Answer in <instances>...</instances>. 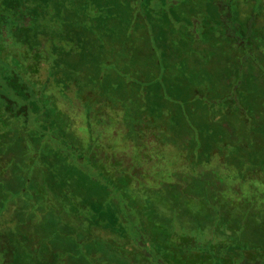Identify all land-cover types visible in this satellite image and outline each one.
I'll return each mask as SVG.
<instances>
[{
    "label": "rangeland",
    "instance_id": "374dc122",
    "mask_svg": "<svg viewBox=\"0 0 264 264\" xmlns=\"http://www.w3.org/2000/svg\"><path fill=\"white\" fill-rule=\"evenodd\" d=\"M24 1L35 15L0 8V264L264 259L263 0H233L237 19L228 0ZM72 8L96 26L66 32Z\"/></svg>",
    "mask_w": 264,
    "mask_h": 264
},
{
    "label": "trees",
    "instance_id": "16d2710c",
    "mask_svg": "<svg viewBox=\"0 0 264 264\" xmlns=\"http://www.w3.org/2000/svg\"><path fill=\"white\" fill-rule=\"evenodd\" d=\"M92 1V0H91ZM94 1V0H93ZM25 1L23 0V1H21V2H17V0H0V8H1V5H3L4 6V8H6V9H16V10H21V11H26V10H24V9H26V8H28V7H26V6H24L25 5ZM75 2H71L70 4H69V7H71L73 4H74ZM231 4H234V2H233V0H228V2H226L225 3V5H227V8H226V12H227V17H230L231 15H230V12H234V8H233V5L231 6ZM18 8H21V9H18ZM75 8V7H74ZM74 8H72V9H70V11L72 12V14L75 16H72V17H70V19H69V22H70V24H69V26H67V31L66 32H70V31H72V30H74V31H77L76 29H78L79 28V26L81 25V27L82 26H84V25H86L85 27H91L92 29H93V27H95L96 25H93V26H91V25H89V24H85V22L84 23H82L83 21H84V19H85V17H83V15H79L80 14V12H81V10H79V9H74ZM29 10L27 11V12H31V13H33V15H35L36 14V10H35V6H32V7H30V8H28ZM223 9L225 10V6L223 7ZM261 9H263L264 10V0L262 1V4H261ZM260 9V10H261ZM84 10H85V7H84ZM78 11V12H77ZM83 11V10H82ZM187 13V12H186ZM191 13V12H190ZM236 13V12H235ZM190 15V14H189ZM236 16H238V15H236ZM231 17H233V18H235L234 16H231ZM2 18H3V16L0 18V21L2 20ZM217 18V27H219V28H221V29H219L218 30V32L217 33H215V39L216 40H218V41H216V42H214V44H219V43H221L223 40H225V35H226V33H225V17H224V15H223V11H222V14H219V16H217L216 17ZM263 18H264V16H263ZM235 19H237V18H235ZM13 22V20L12 19H10L9 17H8V22L7 23H12ZM237 24H239V23H237ZM212 25V24H211ZM211 25H209V27L211 28L212 26ZM236 25V24H235ZM85 27H82V29L83 30H85V33H88V29L87 28H85ZM238 28H242V24H239V27ZM69 29V30H68ZM236 27H232V32H235L236 31ZM21 30H20V26H17V32H15V35H16V39H18L20 42H22V43H24L25 45H29V47L32 49V48H34V45L36 44V40H35V37L37 36V34L34 32H31V31H29V30H27L26 32H24V33H22V32H20ZM73 31V32H74ZM65 32V31H64ZM23 34V36H22V34ZM76 33V32H75ZM228 33V32H227ZM60 34V33H59ZM66 34V33H65ZM68 36H69V34H67ZM227 36V35H226ZM32 37V38H31ZM260 39H261V41H262V43L264 44V34H261V36H260ZM227 40V39H226ZM213 46H217V45H213ZM229 46H231L234 50H237V51H239V52H241L240 54L242 55V58L241 59H243V56H245V58L246 59H249V56L248 55H250V52H251V50H253L252 48H248L247 46L248 45H246V44H244V41H241V40H234V39H232L231 38V42L229 43ZM60 52H62L61 51V48H57V50H56V53H57V60H56V62L54 63V66L55 67H58L57 69H55L54 71H53V73H52V75H54V76H56L57 74H58V70H59V67H60V61H61V59L63 60V61H65L64 60V58H62L61 56H60ZM64 54H66V55H68V60H69V64H68V66H69V68H70V72H71V70H72V72H73V65L75 64V61H74V59H73V53L72 52H64ZM65 55V56H66ZM132 56H133V53H132V48H130V49H128V51L127 52H125V55L124 54H122L121 55V60H123V58L125 59V60H127V59H129L130 57L132 58ZM123 57V58H122ZM259 57V58H258ZM155 58V57H154ZM162 58V57H161ZM155 60H157V61H154V62H156L157 64H155L154 66H152V65H150L149 64V66H148V68L150 67V68H152V67H156V68H158V69H160V72H162V71H166V72H168V69L166 68V66L164 65V67H163V65H160L159 64V61H160V57L158 56V59H155ZM259 60V63L261 62H264V51L262 52V55H260V56H257L256 55V58L254 57V58H251L250 59V61H251V63L253 64V63H257V61ZM134 61V60H133ZM253 61H255V62H253ZM75 71V70H74ZM149 73V72H148ZM71 74V73H70ZM12 77L10 78V80L7 82L8 83V86L11 88V92H13L14 93V95H16L17 97H19L20 95H21V92L26 88V83H25V81L23 80L22 81V83H21V81H18V80H16V78L18 77H21V75H20V73L19 72H17V71H14V70H12ZM10 75V76H11ZM72 75V74H71ZM9 76V77H10ZM53 76V77H54ZM150 76V75H149ZM52 77V78H53ZM108 77V76H107ZM109 78V77H108ZM48 79H50V78H48ZM74 79H77V77H74ZM92 79H94L95 80V78H92ZM91 79V80H92ZM47 82H49V80L47 81ZM25 83V84H24ZM74 83V82H73ZM79 87H80V83L78 82V79H77V83H76ZM158 84L157 83H155V85L154 86H152V87H150V88H152L153 90H155V89H157L156 88V86H157ZM177 88V87H176ZM151 91V90H150ZM8 101H10L9 99H8ZM126 100L124 101V104L122 105L124 108H126V106L125 105H128V106H130V104L132 103V102H134V99L133 100H131L130 101V104H126ZM143 101L142 100H140V102H136V104H135V107L136 108H139V110L140 111H142V109H143V103H142ZM145 102V101H144ZM25 109V106H22V107H20L19 109H18V111L19 112H16V113H13V111L11 110V107H8V104H7V114H9L10 116H11V118H13L14 117V115L16 116V115H19V114H21L22 113V111ZM124 110H127V109H124ZM138 110V111H139ZM21 112V113H20ZM8 115V116H9ZM9 116V117H10ZM8 117V118H9ZM27 121V118H26V120H25V122ZM24 123V122H23ZM172 127V126H171ZM59 133H60V135L61 136H63L64 137V134L62 133V131L60 130L59 131ZM65 138V137H64ZM69 142V141H68ZM69 147H72L73 149H74V146H73V144H71L70 143V145H69ZM79 157H81V154H79ZM80 159V158H79ZM47 163V161H43V158H42V163L41 164H46ZM77 163H80V161H78ZM44 170V171H43ZM47 170H49V165L48 164H46V165H44V169H42V171H43V175H45V172L47 171ZM80 187V186H79ZM80 189V188H79ZM98 190V191H97ZM100 189H89L87 192H90L89 194L87 193V192H85V197H83V200H85V201H89V200H97L96 198H95V195L94 194H100ZM76 193L78 194V196H80V192L79 191H76ZM85 203V202H84ZM98 203L100 204V202L98 201ZM126 208V207H125ZM138 242H140L141 244H142V246L145 248V249H147V245L144 243V242H142V241H138ZM146 243L148 244L149 242L148 241H146ZM140 244V245H141ZM234 246L233 245H227L226 247H225V253L226 252H230L231 253V251H229V249H231V248H233ZM161 243H157V252L159 251V250H161ZM219 250V249H218ZM233 253V252H232ZM15 254H16V252H15ZM245 259H243L242 260V262H241V264H264V259H255V260H253V261H244ZM6 261H7V259H6ZM240 264V263H239Z\"/></svg>",
    "mask_w": 264,
    "mask_h": 264
}]
</instances>
